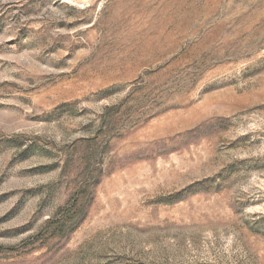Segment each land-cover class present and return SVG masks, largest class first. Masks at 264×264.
Listing matches in <instances>:
<instances>
[{"label":"rangeland","instance_id":"374dc122","mask_svg":"<svg viewBox=\"0 0 264 264\" xmlns=\"http://www.w3.org/2000/svg\"><path fill=\"white\" fill-rule=\"evenodd\" d=\"M0 264H264V0H0Z\"/></svg>","mask_w":264,"mask_h":264}]
</instances>
